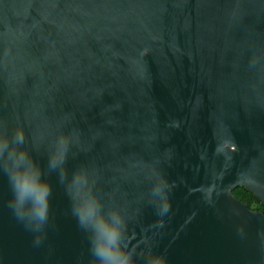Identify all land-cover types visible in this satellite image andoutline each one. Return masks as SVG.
<instances>
[{
    "label": "water",
    "instance_id": "1",
    "mask_svg": "<svg viewBox=\"0 0 264 264\" xmlns=\"http://www.w3.org/2000/svg\"><path fill=\"white\" fill-rule=\"evenodd\" d=\"M49 184L37 234L0 168V264H96L71 177L86 168L143 264H264V0H0V131ZM75 132L62 165L54 140ZM153 171L167 207L151 195Z\"/></svg>",
    "mask_w": 264,
    "mask_h": 264
},
{
    "label": "clouds",
    "instance_id": "2",
    "mask_svg": "<svg viewBox=\"0 0 264 264\" xmlns=\"http://www.w3.org/2000/svg\"><path fill=\"white\" fill-rule=\"evenodd\" d=\"M76 140L74 131L58 135L49 153V166L62 165ZM25 142L26 134L22 127H17L10 135L0 131V168L8 172L12 183L14 212L30 225L37 234L36 243H39L47 219L49 184L43 168ZM152 175L155 182L151 195L159 201L162 209H166L168 184L155 171ZM93 184L94 180L86 168L77 170L71 177V185L83 193L77 211L90 232V247L96 264H136L134 253L124 244L126 217L123 211L115 206L105 210L102 200L93 191ZM144 264H167V259L163 253L148 251Z\"/></svg>",
    "mask_w": 264,
    "mask_h": 264
},
{
    "label": "trees",
    "instance_id": "3",
    "mask_svg": "<svg viewBox=\"0 0 264 264\" xmlns=\"http://www.w3.org/2000/svg\"><path fill=\"white\" fill-rule=\"evenodd\" d=\"M238 189L244 190L250 196V198L257 203V206L255 207L254 210L261 211L264 213V202L260 201L249 189H247L246 187L242 185H238L237 187L232 189V193L237 199L241 200L240 197L236 195V192H235ZM244 203H246L248 207L250 208V203L248 201H245Z\"/></svg>",
    "mask_w": 264,
    "mask_h": 264
},
{
    "label": "rangeland",
    "instance_id": "4",
    "mask_svg": "<svg viewBox=\"0 0 264 264\" xmlns=\"http://www.w3.org/2000/svg\"><path fill=\"white\" fill-rule=\"evenodd\" d=\"M235 187H237V186H235ZM235 187H233V188H235ZM235 192H236V195H238L242 201H244V202L248 201L250 203V209H253V210L255 209V207L257 206V203L255 201H253L250 198V196L244 190L238 189Z\"/></svg>",
    "mask_w": 264,
    "mask_h": 264
},
{
    "label": "snow or ice",
    "instance_id": "5",
    "mask_svg": "<svg viewBox=\"0 0 264 264\" xmlns=\"http://www.w3.org/2000/svg\"><path fill=\"white\" fill-rule=\"evenodd\" d=\"M144 262H145V258H144V260H143V264H144Z\"/></svg>",
    "mask_w": 264,
    "mask_h": 264
}]
</instances>
